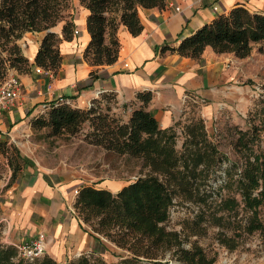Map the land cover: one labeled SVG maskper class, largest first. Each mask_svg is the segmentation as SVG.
<instances>
[{
    "label": "trees",
    "instance_id": "16d2710c",
    "mask_svg": "<svg viewBox=\"0 0 264 264\" xmlns=\"http://www.w3.org/2000/svg\"><path fill=\"white\" fill-rule=\"evenodd\" d=\"M89 10L86 27L90 39L83 51L84 59L93 67L114 63L119 54L117 31L123 25L136 36L142 29L139 8L164 6V0H79ZM62 24V36L53 28ZM45 34L34 57V64L56 73L62 55L59 43L75 34L74 6L71 0H0V84L15 70L27 73L30 62L22 53L18 40L25 32ZM255 44H264V13L250 11L243 4L218 13L191 35L183 37L176 47L163 46L185 57L201 60L207 46L216 53H233L244 58ZM259 51H264L261 46ZM97 69L90 72L95 77ZM84 87V86H83ZM100 95V96H99ZM86 108L51 100L44 111L31 119L32 129L47 128L48 136L76 134L84 127V140L106 151L141 160V174L113 192L94 184L77 188L73 209L80 227L93 235L101 246L105 241L120 248L125 255L117 264H213L192 235L203 234L207 224L218 226L219 242L232 250L241 227L239 207L244 211V231H262L264 223L258 207L264 202V147L258 153L252 148L245 155L236 185L240 200L234 196L213 197V187L227 156L206 130L202 117L188 121L178 119L162 127L148 109L152 97L149 90L137 92L133 101L119 104L114 93L102 92ZM130 113L126 116L127 111ZM264 128V122H263ZM240 132L239 141H243ZM6 142V141H5ZM0 149L12 168L10 181L16 179L20 155L7 142ZM233 164L224 169L222 185L227 184ZM180 203L198 206L193 221L180 230L167 229L171 209ZM205 224V225H204ZM232 232L231 235L227 231ZM103 247V248H104ZM13 245L0 246V264H61L48 255L39 261L15 259ZM37 261V262H36ZM64 264H114L94 260L83 253Z\"/></svg>",
    "mask_w": 264,
    "mask_h": 264
},
{
    "label": "crops",
    "instance_id": "0c3cea01",
    "mask_svg": "<svg viewBox=\"0 0 264 264\" xmlns=\"http://www.w3.org/2000/svg\"><path fill=\"white\" fill-rule=\"evenodd\" d=\"M71 1L76 31L71 40L59 43L62 61L56 73L38 71L34 64L44 31L25 32L17 41L30 62V70L27 73L11 70L22 83V94L3 112L0 142H9L6 135L11 134L13 139L20 129H31V119L57 95H63L72 106L85 107L102 92L114 93L118 103L122 104L133 101L137 92L149 90L152 97L148 109L162 127L184 119L193 103L202 105V115L209 117L212 113L211 101L223 93L215 90L214 85L232 77L226 60L231 54L235 55L216 53L207 46L201 60H196L169 50L162 51L161 48L176 47L183 37L191 35L218 13L236 4L264 13V0H164L162 8H139L143 29L138 35H131L120 25L117 31L120 43L117 60L93 67L83 57L90 39L86 27L89 10L79 0ZM61 28L59 23L53 30L62 36ZM93 69L97 71L92 78L90 72ZM129 113L130 109L126 116ZM30 170L20 183L17 180L10 186L13 190L18 189L12 200L7 202L10 204L8 210L0 216V223L5 221L0 230L3 235L0 246L30 241L43 232L46 236L44 255L58 263L64 264L83 253L97 254L94 251L96 239L80 227L75 214L69 210L75 199L72 190L84 183H94L83 181L82 171L73 164L51 173L36 165H32ZM127 183L126 180L113 182L112 185H94L115 192ZM99 255L107 263L117 262L116 256Z\"/></svg>",
    "mask_w": 264,
    "mask_h": 264
},
{
    "label": "rangeland",
    "instance_id": "374dc122",
    "mask_svg": "<svg viewBox=\"0 0 264 264\" xmlns=\"http://www.w3.org/2000/svg\"><path fill=\"white\" fill-rule=\"evenodd\" d=\"M261 46L264 47V44H255L253 52L248 58H237L232 54L228 56L226 62L232 70V77L214 85L215 90L223 91V93L211 101L212 113L209 117L202 115V105L193 103L194 106L188 108V113L184 118V121H188L192 118L202 117L209 135L218 142L220 150L227 156V160L218 173L220 176L217 177L213 187L214 198L234 196L240 200L235 180L242 170L245 155L249 152V148L258 153L264 147V51H259ZM41 109L43 112L44 107ZM86 130L87 127H84L73 135L48 136L47 128H26L20 129L13 139L11 134L6 135L10 139L6 146L11 151L16 149L21 157L16 162L19 164L16 179L10 186L13 183L16 184L17 180L20 183L26 173L30 174L32 165L51 173L62 166L73 164L82 171L83 181L94 184L112 185L113 182L120 183L135 179L141 174L140 159L128 155H118L106 151L100 146L89 144L84 140ZM240 132L243 133L242 137H245L241 142L239 141ZM231 164H233V169L228 182L222 185L221 176H224V169ZM11 173L12 168L8 164V158L0 149V216L8 210L7 206L9 207L10 204L7 202L12 200V195L18 189L17 187L13 190L7 186ZM75 190L76 188L71 192L73 195H75ZM2 207H6V209ZM241 207L242 205L239 207L238 215L241 223L240 236H236L237 243L234 249L230 250L219 242L218 226L212 224H207L203 234L190 236L189 240L184 243L185 246L190 247L191 242H197L206 255L214 259L213 264H264V229L246 234L243 220L245 213ZM69 210L74 213L72 206ZM197 211L198 206L191 203L174 205L166 222L167 229H182L185 222L193 221ZM258 212L264 223V202L258 207ZM4 222L0 223V230L3 229ZM226 231L228 235L232 234V232ZM1 237L3 235L0 232V239ZM104 241L105 247L101 246L96 239L94 251L97 254L90 252L88 253L90 257L94 260L103 259L99 255L102 253L105 256H116L117 262L120 261L121 258L118 255L120 253L125 255L126 252L118 249L111 242ZM166 259L168 256L163 261ZM163 261L160 264H163ZM114 264L117 263L114 262ZM169 264H176V262L171 260Z\"/></svg>",
    "mask_w": 264,
    "mask_h": 264
},
{
    "label": "built area",
    "instance_id": "2783aa9c",
    "mask_svg": "<svg viewBox=\"0 0 264 264\" xmlns=\"http://www.w3.org/2000/svg\"><path fill=\"white\" fill-rule=\"evenodd\" d=\"M127 66V64H124ZM38 71H43L42 68L37 67ZM22 94V83L18 76L14 73H10L7 78L0 84V132H2L3 112L11 106ZM57 102H67L63 95H57L55 97ZM77 193V189L75 193ZM45 241L46 236L43 232H39L37 236L30 240L20 243H14L15 259H21L26 262H33L41 258L45 253Z\"/></svg>",
    "mask_w": 264,
    "mask_h": 264
}]
</instances>
